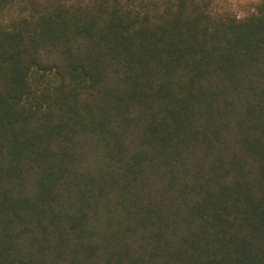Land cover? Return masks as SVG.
<instances>
[{"label": "trees", "instance_id": "trees-1", "mask_svg": "<svg viewBox=\"0 0 264 264\" xmlns=\"http://www.w3.org/2000/svg\"><path fill=\"white\" fill-rule=\"evenodd\" d=\"M0 264H264V0H0Z\"/></svg>", "mask_w": 264, "mask_h": 264}]
</instances>
